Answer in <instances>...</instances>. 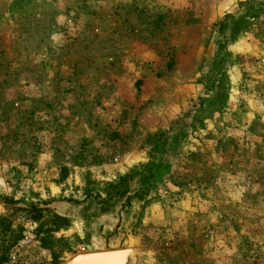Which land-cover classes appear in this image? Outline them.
<instances>
[{"label": "rangeland", "instance_id": "rangeland-1", "mask_svg": "<svg viewBox=\"0 0 264 264\" xmlns=\"http://www.w3.org/2000/svg\"><path fill=\"white\" fill-rule=\"evenodd\" d=\"M114 249L264 264V0H0V264Z\"/></svg>", "mask_w": 264, "mask_h": 264}, {"label": "water", "instance_id": "water-1", "mask_svg": "<svg viewBox=\"0 0 264 264\" xmlns=\"http://www.w3.org/2000/svg\"><path fill=\"white\" fill-rule=\"evenodd\" d=\"M128 253L129 249L86 252L75 255L69 264H126Z\"/></svg>", "mask_w": 264, "mask_h": 264}]
</instances>
